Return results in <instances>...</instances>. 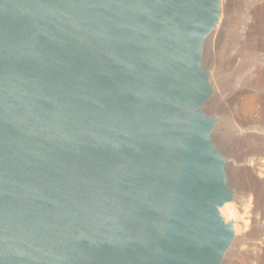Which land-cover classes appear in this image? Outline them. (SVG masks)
<instances>
[{
  "label": "water",
  "instance_id": "obj_1",
  "mask_svg": "<svg viewBox=\"0 0 264 264\" xmlns=\"http://www.w3.org/2000/svg\"><path fill=\"white\" fill-rule=\"evenodd\" d=\"M220 1L0 0V264L223 263Z\"/></svg>",
  "mask_w": 264,
  "mask_h": 264
},
{
  "label": "rangeland",
  "instance_id": "obj_2",
  "mask_svg": "<svg viewBox=\"0 0 264 264\" xmlns=\"http://www.w3.org/2000/svg\"><path fill=\"white\" fill-rule=\"evenodd\" d=\"M220 4L219 21L215 26L220 29V34L216 39L211 34L204 44L203 68L210 73L213 93L203 110L217 118L212 140L229 160L226 172L234 192L233 200L229 202L233 215L221 208L222 216L226 222H233L237 235L222 264H264V249L259 254L248 250L263 240L264 212L258 210L255 217H249L255 206L252 191H247L245 200L239 198L246 188L247 171H254L253 178L264 187V160L256 169L254 165L256 158L264 156V118L261 120L256 113L264 108V81L257 84L253 79L259 73L264 77V61L261 60L264 51L262 48L257 49L258 52L253 50L248 39V36L258 34L264 23V0H221ZM252 95H258L261 100L254 107L255 115L249 116L245 115L243 107ZM213 100L222 103L230 100V111H215L211 107ZM244 146L247 154L240 151ZM244 156L247 159L240 160Z\"/></svg>",
  "mask_w": 264,
  "mask_h": 264
},
{
  "label": "bare ground",
  "instance_id": "obj_3",
  "mask_svg": "<svg viewBox=\"0 0 264 264\" xmlns=\"http://www.w3.org/2000/svg\"><path fill=\"white\" fill-rule=\"evenodd\" d=\"M221 20V19H220ZM219 21V20H218ZM225 22V21H224ZM214 37V39L218 38L219 34H220V29H217V28H214V30L212 31L211 33ZM210 34V35H211ZM209 35V36H210ZM212 39V38H211ZM248 39H250L251 41V44L253 45V50H255L256 52L257 49H260L262 48L263 51H264V23L263 25L261 26L260 30H258V34L254 35V36H248ZM261 60L264 61V55L261 56ZM254 81L257 83V84H260V83H263L264 81V77L262 74H257L254 78ZM259 96L258 95H252L250 96L248 99H246L245 101V104H244V107H243V110L245 112V115H255V110H254V107L256 106L257 102L259 103ZM261 100V99H260ZM210 102V101H209ZM260 104V103H259ZM207 106V105H205ZM211 107L214 108L215 111H219L220 113H225V112H229L230 109H231V101L230 100H226V102L222 103L220 102V100L217 102L216 100H213V102L211 103ZM263 107V106H262ZM204 108V107H203ZM209 108V107H208ZM256 108V107H255ZM211 109V108H210ZM210 111V110H209ZM259 110H256V113H257V116L259 118H264V108L262 111L258 112ZM212 112V111H211ZM257 117V118H258ZM258 145H254L253 147H257ZM260 148V147H259ZM263 148V147H262ZM234 151V150H233ZM240 151H247L246 147L244 146V148H242ZM248 152H246L245 154H247ZM247 156V155H246ZM247 159V157H243L242 159L240 160H243L245 161ZM264 160V156L263 157H259V158H256L254 161V165H255V169L261 165V161ZM254 169V170H255ZM254 173V171H252ZM252 172H246V174L248 175V179H246L245 181V190L244 191H241L242 192V196H239L240 199L242 200H245L246 196H247V191H252L254 194H255V206H254V209H253V215H250L249 217L251 216H254L255 214H258L257 211L261 210L262 212H264V187L263 185L257 183L255 181V177L253 178V174ZM238 186V185H237ZM240 192V193H241ZM239 193V194H240ZM238 196V195H237ZM236 197V196H235ZM241 200V201H242ZM251 200V199H250ZM223 209L225 211H227V214L228 215H233V208H232V205H230L229 203H226L224 206H223ZM256 216V215H255ZM254 216V217H255ZM253 218V217H251ZM249 219V218H248ZM247 219V220H248ZM246 220V221H247ZM245 221V222H246ZM248 222V221H247ZM248 224V223H247ZM245 226L247 227L246 223H245ZM236 235V234H235ZM237 236V235H236ZM235 238V237H234ZM237 238V237H236ZM238 239V238H237ZM263 240L255 245H252L251 247L248 248L249 251H253L254 253H258L261 252L263 249H264V237L262 238ZM254 246V247H253ZM224 262V261H223Z\"/></svg>",
  "mask_w": 264,
  "mask_h": 264
}]
</instances>
